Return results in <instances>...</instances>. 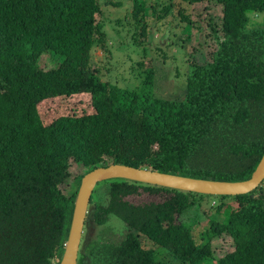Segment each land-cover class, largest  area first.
<instances>
[{
    "label": "trees",
    "instance_id": "16d2710c",
    "mask_svg": "<svg viewBox=\"0 0 264 264\" xmlns=\"http://www.w3.org/2000/svg\"><path fill=\"white\" fill-rule=\"evenodd\" d=\"M207 1L132 0L138 46L146 18L175 27V10L186 37L163 30L158 57L138 58L133 84L122 86L104 80L92 59L95 46L110 50L102 0H0V264H60L82 177L95 168L251 178L264 154V25L251 15L264 13V0H215L220 28L211 25L206 49L196 45L185 59L194 21L184 3ZM174 43L182 48L173 71L183 91L166 97L155 91L156 60L171 59ZM46 53L60 63L43 68ZM73 165L82 174L68 195L61 186ZM113 215L126 225L121 234L111 224L119 239L105 237ZM224 233L234 249L218 257L214 239ZM78 264H264V180L237 195L100 181Z\"/></svg>",
    "mask_w": 264,
    "mask_h": 264
},
{
    "label": "rangeland",
    "instance_id": "374dc122",
    "mask_svg": "<svg viewBox=\"0 0 264 264\" xmlns=\"http://www.w3.org/2000/svg\"><path fill=\"white\" fill-rule=\"evenodd\" d=\"M102 8L104 9V18H105V30L108 33L109 38V47L110 50H102L100 46H95L92 51V59L100 68V75L104 80H108L112 83L118 85H130L133 84L134 70L133 66H136L138 58L141 56L145 57H158L155 53V46L161 41L163 45L165 40L163 36L166 33L162 31L168 27H171L169 24H165V20L158 21L154 17L150 16L146 18L147 27H143L139 32V39L145 41L143 45L138 46L134 42L133 34L135 33V21L132 18L133 11V2L132 0H102ZM148 4H152L155 1L158 3V6L163 3L176 2L180 3V0H146ZM187 8L188 13L191 14L192 20L194 21L193 30L191 33V39L187 41L183 46L184 58L186 59V50L187 52H192L193 48L198 46L199 50L206 49L205 47L212 40L213 34L211 32V25L220 28L222 23L223 16V7L221 4L217 3L215 0H209L207 2H197V3H184ZM177 10L174 13L170 14L169 21L173 22V26L170 30V36L173 38H184L186 34L182 33V27L178 25L179 17L174 18ZM129 16L131 19L126 18ZM177 16V15H176ZM251 21L258 24L264 25V13H254L251 15ZM152 34L149 36V33ZM149 37V38H148ZM140 39V40H141ZM187 45V48H186ZM181 44L174 43L173 48L168 50L171 59L166 62L161 58H157L156 64L158 66L159 74L155 83V91L166 97H172L178 92L183 91L182 80L181 78H176L174 75V69L177 65L180 64L178 59L177 52L181 51ZM181 52L179 53L180 56ZM176 57L177 60L174 58ZM188 58V56H187ZM40 65L49 69L58 65L61 61L56 55H51L50 53L43 54L40 59ZM146 60H149L146 58ZM173 71V72H172ZM64 103V102H62ZM61 102L58 106L62 107ZM65 104V103H64ZM71 176L68 181L61 186V189L64 193L70 195L73 187L75 186V181L79 178L81 171L76 165H73L71 168ZM74 184V185H73ZM209 197V196H206ZM211 198V197H209ZM149 196H144L141 198H133L136 202H144L149 200ZM208 204L209 208L211 207L210 202L204 201ZM205 204V205H206ZM208 208V207H206ZM208 208V209H209ZM211 209V208H210ZM211 213V212H209ZM213 213V211H212ZM112 221L107 223L110 226L105 227L104 233L105 237L108 239H119L124 232L126 225L125 223L118 218L117 216H112ZM223 215L217 214L216 219H223ZM122 230L121 234L119 231L115 230L114 227ZM202 223L200 227L197 228V231L203 229ZM124 229V230H123ZM98 230V229H97ZM83 240V238H82ZM234 249V242L232 238L227 234H222L219 238L214 239V251L215 254L220 257L225 255L227 252H230Z\"/></svg>",
    "mask_w": 264,
    "mask_h": 264
},
{
    "label": "water",
    "instance_id": "95a60500",
    "mask_svg": "<svg viewBox=\"0 0 264 264\" xmlns=\"http://www.w3.org/2000/svg\"><path fill=\"white\" fill-rule=\"evenodd\" d=\"M123 177L127 179L162 185L177 189L196 191L212 195H237L256 189L264 180V154L251 178L243 181H222L194 178L164 173L147 168H137L124 164L98 167L82 177L73 212L72 223L64 256L60 264H78L88 207L98 182Z\"/></svg>",
    "mask_w": 264,
    "mask_h": 264
},
{
    "label": "clouds",
    "instance_id": "9594fccd",
    "mask_svg": "<svg viewBox=\"0 0 264 264\" xmlns=\"http://www.w3.org/2000/svg\"><path fill=\"white\" fill-rule=\"evenodd\" d=\"M84 234V233H83ZM81 248V247H80ZM80 252V251H79ZM79 258V257H78Z\"/></svg>",
    "mask_w": 264,
    "mask_h": 264
}]
</instances>
